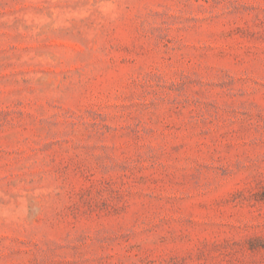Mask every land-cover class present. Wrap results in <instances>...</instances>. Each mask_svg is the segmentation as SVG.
I'll return each mask as SVG.
<instances>
[{"label": "rangeland", "instance_id": "374dc122", "mask_svg": "<svg viewBox=\"0 0 264 264\" xmlns=\"http://www.w3.org/2000/svg\"><path fill=\"white\" fill-rule=\"evenodd\" d=\"M0 264H264V0H0Z\"/></svg>", "mask_w": 264, "mask_h": 264}]
</instances>
